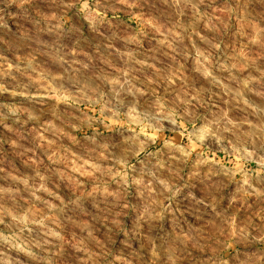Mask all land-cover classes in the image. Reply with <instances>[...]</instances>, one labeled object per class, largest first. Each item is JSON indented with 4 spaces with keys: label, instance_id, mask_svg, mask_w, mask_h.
<instances>
[{
    "label": "clouds",
    "instance_id": "9594fccd",
    "mask_svg": "<svg viewBox=\"0 0 264 264\" xmlns=\"http://www.w3.org/2000/svg\"><path fill=\"white\" fill-rule=\"evenodd\" d=\"M0 264H264V0H0Z\"/></svg>",
    "mask_w": 264,
    "mask_h": 264
}]
</instances>
